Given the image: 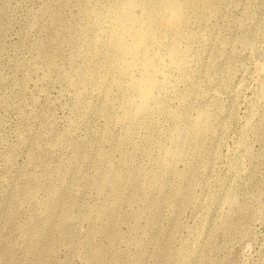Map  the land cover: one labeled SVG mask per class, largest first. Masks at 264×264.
I'll list each match as a JSON object with an SVG mask.
<instances>
[{"label": "rangeland", "instance_id": "rangeland-1", "mask_svg": "<svg viewBox=\"0 0 264 264\" xmlns=\"http://www.w3.org/2000/svg\"><path fill=\"white\" fill-rule=\"evenodd\" d=\"M168 1L0 0V264H264V0ZM104 17L177 56L146 115Z\"/></svg>", "mask_w": 264, "mask_h": 264}, {"label": "bare ground", "instance_id": "bare-ground-1", "mask_svg": "<svg viewBox=\"0 0 264 264\" xmlns=\"http://www.w3.org/2000/svg\"><path fill=\"white\" fill-rule=\"evenodd\" d=\"M177 1H168V12L163 16L166 25L169 22H173V20L179 23L182 19L181 6ZM104 24L110 27H113L115 24L124 26L121 29L122 34H118L117 31L112 32V45L117 52L116 62L120 64L119 67L121 68L119 71L121 76L126 80L125 88L135 95V102L143 103L145 107L140 113L135 112L134 106L136 104L132 103V112L129 114V117L134 119L140 115H146L150 113L149 106L157 103V98L169 88L168 85L171 81L172 72L180 70L177 56L175 53H170L167 57H162L159 51L156 52L160 53V55H149L146 45L152 39L153 34L151 35L148 31L150 27L148 20L138 23L134 33H130L131 24H128L127 20H119L117 17H114V19L104 17ZM161 105L159 104V106Z\"/></svg>", "mask_w": 264, "mask_h": 264}]
</instances>
